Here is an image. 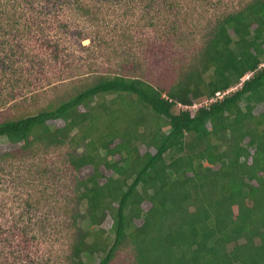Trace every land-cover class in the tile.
Listing matches in <instances>:
<instances>
[{"label":"trees","instance_id":"trees-1","mask_svg":"<svg viewBox=\"0 0 264 264\" xmlns=\"http://www.w3.org/2000/svg\"><path fill=\"white\" fill-rule=\"evenodd\" d=\"M42 1L40 13L48 15L65 0ZM149 1V6L156 3ZM168 2L164 0L165 6L171 4L169 11L176 7ZM80 9L96 15L86 5ZM27 11H35L34 0H7L5 9L0 7V49L14 43L18 51L10 55L18 62L33 54L21 39L51 29L29 26L23 19ZM179 28L172 25L165 34L178 41ZM41 43L46 50L58 48L50 39ZM0 60L6 65L5 58ZM15 65H7L4 73L14 77L20 71ZM175 71L177 76L165 84L103 75L28 114L0 113V138L19 145L24 155L37 148L48 152L86 146L85 153L70 154L67 161L76 177L71 191L76 209L71 208L74 232L65 264H114L121 252L133 264H264V109L255 114L257 106L264 107V0H247L214 15L200 47L182 56ZM218 93L225 95L218 98ZM15 96H8L10 102ZM92 114L98 121L94 130ZM112 116L116 119L111 121ZM102 119V124L116 123L114 135L111 126L101 132ZM55 120L64 126H51L49 121ZM117 138L121 143L116 145ZM142 146L148 150L144 154ZM101 149L120 160L101 157ZM13 156L0 155V163ZM85 167L93 173L81 179ZM102 168L116 177H105ZM145 202L151 204L148 211ZM37 204L26 201L29 211L38 210ZM107 218L109 229L102 227ZM84 221L88 229L82 227ZM28 228L0 234V264H43L28 253ZM14 234H20L18 254L13 251Z\"/></svg>","mask_w":264,"mask_h":264},{"label":"rangeland","instance_id":"rangeland-1","mask_svg":"<svg viewBox=\"0 0 264 264\" xmlns=\"http://www.w3.org/2000/svg\"><path fill=\"white\" fill-rule=\"evenodd\" d=\"M20 1L27 4V0ZM168 1L176 5L170 11L168 7L171 4L165 6L164 0H156L152 6H149V0H123L122 3L115 0H65L61 6L51 7L47 15L44 11L40 13L45 5L43 1L34 0L35 11H27L23 19L30 23L29 26L35 25L34 29L38 24L51 29L21 39L33 54L20 62L10 55L11 50L13 53L18 51L14 43L6 51L0 49V59L5 58L6 62L4 65L0 60V113L9 116L28 114L44 107L49 101L59 102L71 96L78 89L94 84L103 75L139 76L147 81L165 84L177 76L175 67L181 63L182 56L186 57L200 47L203 31L212 17L225 9L239 7L247 0ZM6 2L0 0L2 9H5ZM84 5L92 8L91 12L96 14L94 18L81 11L80 6ZM125 11H129L126 16ZM152 17L156 19L149 22L147 19ZM185 18L187 21L184 22ZM172 25L181 27L182 35L178 41L171 34H165ZM47 38L58 46L56 52L42 46L41 40ZM13 61L18 67L16 69H20L14 77V73H4L6 66ZM13 78L15 80H10ZM11 93L17 95L12 102L8 99ZM202 104L206 105V101ZM263 109L262 105L257 106L255 114L259 115ZM81 110L87 111L86 108ZM90 119L93 121L91 130H94L98 121L94 114ZM114 119L112 116L111 121ZM106 120L109 119L105 117ZM49 124L56 128L64 126L61 120L49 121ZM117 124L120 125V122ZM109 126L112 127V134L117 131L116 123L108 122L101 125V132L105 133L104 129L108 130ZM92 138L95 139L96 135ZM119 143L121 139L117 138L115 144ZM19 147L6 138H0V155L14 154L6 163H0V234L5 232L10 236L13 230L29 227L27 231L32 242H29L27 250L30 256L43 264H65L74 232L71 226L72 209H76L71 194L76 177L68 170L67 161L70 154L85 153L86 146L81 144L75 147L72 144L48 152L37 148L34 154L29 155L19 153ZM140 150L142 154L148 151L144 146ZM152 152L155 153V150L152 149ZM100 155L110 161L120 160L119 155L108 157L106 149H101ZM101 170L107 178L116 177L104 168ZM92 173V167H85L79 175L81 179H86ZM100 182L104 183L105 180ZM69 198L72 205H69ZM27 200L36 204L40 200L36 206L38 210L29 211ZM150 207L148 202L143 204L145 211ZM80 209L85 213L84 205ZM136 223L141 225L142 221ZM110 225L111 219L107 218L102 227L109 229ZM82 227L88 229L89 225L84 221ZM11 238L13 251L18 254V249L22 247L18 243L20 234H14ZM1 239L0 235V243ZM22 264H25L23 260ZM114 264L133 263L129 255L121 252Z\"/></svg>","mask_w":264,"mask_h":264},{"label":"built area","instance_id":"built-area-1","mask_svg":"<svg viewBox=\"0 0 264 264\" xmlns=\"http://www.w3.org/2000/svg\"><path fill=\"white\" fill-rule=\"evenodd\" d=\"M225 94H228V92L225 93ZM225 94H224V95H225ZM224 95L221 94V93H218V94H217V97H218V98H222ZM207 104H208V102H206V105H207ZM197 108H198V104H195V105L193 106V109H197Z\"/></svg>","mask_w":264,"mask_h":264}]
</instances>
